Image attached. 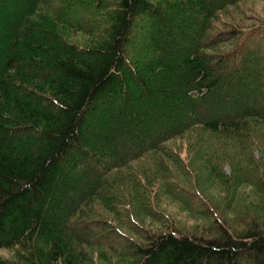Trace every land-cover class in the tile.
<instances>
[{
    "label": "trees",
    "instance_id": "obj_1",
    "mask_svg": "<svg viewBox=\"0 0 264 264\" xmlns=\"http://www.w3.org/2000/svg\"><path fill=\"white\" fill-rule=\"evenodd\" d=\"M247 1L0 0V264H264V23L236 18ZM194 132L241 149L262 208L239 230L211 208L217 233L121 236L108 216L159 184L183 198L168 143Z\"/></svg>",
    "mask_w": 264,
    "mask_h": 264
},
{
    "label": "rangeland",
    "instance_id": "obj_2",
    "mask_svg": "<svg viewBox=\"0 0 264 264\" xmlns=\"http://www.w3.org/2000/svg\"><path fill=\"white\" fill-rule=\"evenodd\" d=\"M246 5L251 7V11L244 12L236 18H242L243 23H248L244 18L254 17V21L257 19V21H261V24L264 23V0H248ZM222 142L216 140L213 135L211 137L200 136L197 132L190 134L189 137L170 141L168 145L172 147L174 153L179 154L184 162L183 168L180 164L168 161V166L173 169L177 186L182 187L183 190H181L185 193L183 198L179 197L177 191H172L177 197L168 194L165 186L159 184L156 186V190L159 188V193L156 195L158 197L156 202L160 200L159 205L155 204L156 202L152 203V206L148 203L134 202V205L129 207L126 203V209L120 210V213L126 217L119 221L118 215L115 217L109 215V223L117 231L119 230L121 236H126L133 241L140 239L136 234L134 227L136 225L144 228L141 232L142 239L145 233L165 230V223L171 224L181 233L193 234L197 231H205V233L212 232L213 234L217 233L218 229L216 217L210 210L213 208L223 221L230 222L232 230L244 229L248 223L245 224L248 221L245 215L254 216L255 210L262 207L257 206L259 200L255 195L256 189L252 188L248 181L249 174L241 172L240 168L247 165L244 161L245 158L232 151L241 149L225 145ZM261 148L263 149H255L254 153L256 155L259 152L263 153L264 147ZM217 159L219 167L214 171L209 168L208 164L216 163ZM232 168L234 169L232 170ZM197 179L208 197H204L200 193L201 197L198 195ZM151 196L152 199L153 196L155 197L153 194ZM146 200L149 201L147 198ZM126 211H128L127 214ZM124 244L121 242L120 245L124 246Z\"/></svg>",
    "mask_w": 264,
    "mask_h": 264
}]
</instances>
